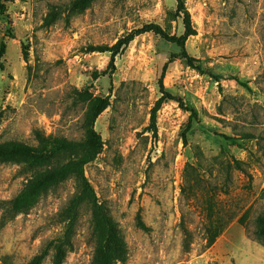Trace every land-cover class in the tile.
<instances>
[{
	"label": "rangeland",
	"instance_id": "374dc122",
	"mask_svg": "<svg viewBox=\"0 0 264 264\" xmlns=\"http://www.w3.org/2000/svg\"><path fill=\"white\" fill-rule=\"evenodd\" d=\"M76 1L1 0L0 143L37 147L34 130L81 142L93 129L102 148L84 176L125 241L126 260L115 264H264V240L254 236L264 216V0H183L194 31L185 50L202 73L151 33L113 59L87 52L150 24L182 37L176 0H94L85 9ZM161 85L195 110L189 129V112L166 100L152 132ZM80 154L33 171L0 162V264L43 253L40 264H53L58 248L61 264H91L88 206L78 208L64 245L75 179L27 213L7 214L30 179Z\"/></svg>",
	"mask_w": 264,
	"mask_h": 264
},
{
	"label": "trees",
	"instance_id": "16d2710c",
	"mask_svg": "<svg viewBox=\"0 0 264 264\" xmlns=\"http://www.w3.org/2000/svg\"><path fill=\"white\" fill-rule=\"evenodd\" d=\"M94 0H77L76 5L82 9L90 6ZM177 9L182 15H184L185 34L180 38L170 37L157 25H146L138 30H134L124 38L117 41L113 47H89V53H106L110 52L113 57L135 37L143 34H154L159 36L164 41L175 44L180 50V56L186 60V63L190 68L196 69L199 72H203L201 67H197L194 63L198 61L189 57L185 50V43L188 37L194 35L192 30L191 19L183 0H176ZM3 8L0 0V9ZM172 61V59L170 60ZM208 75L216 81L221 80L222 77L215 75L214 73H208ZM162 97L157 102L156 107L152 111L151 115V128L152 132H156L155 121L156 112L159 106L166 100H174L178 102L180 108L183 107V103L179 99H175L164 90L161 85ZM79 97L83 94L75 92ZM108 104L101 105L95 110L91 116L90 123L93 124L95 119L106 109ZM189 112L188 127L192 120L196 117V112L193 109L184 108ZM34 139L37 142V147L29 146L26 144L16 142L0 143V162L1 163H24L25 169L33 171L46 166L60 155L68 152H80L78 159L68 161L67 163L53 169H48L40 175L30 179L23 190L15 196L10 202L7 210V214L10 217H14L20 214H25L31 210L39 201L41 197L47 193L58 188L63 182L68 179H75L78 185L77 193L70 201L69 207L66 209V217L68 218L66 235L64 236V245L71 246L70 236L73 225L75 222L77 210L80 206L86 205L91 211V229L92 235L95 240V248L92 257L91 264H115L124 263L126 260L127 249L125 241L121 236L116 224L111 220L106 211L101 205L98 204L96 195L93 188L84 176V167L93 162L102 148V142L100 137L89 129L86 138L81 142H71L66 139L57 137H45L39 131L34 130ZM185 141V137H184ZM258 230L254 232V236L257 240H264V216L257 220ZM225 224L218 225V230L210 232L208 237V244L214 242V240L223 232ZM57 255L53 264H61L64 253L61 248L57 249ZM45 253L36 256L29 264H40Z\"/></svg>",
	"mask_w": 264,
	"mask_h": 264
}]
</instances>
